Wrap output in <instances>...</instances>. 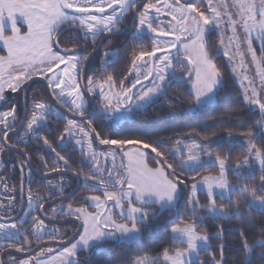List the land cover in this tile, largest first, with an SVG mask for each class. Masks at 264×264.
Segmentation results:
<instances>
[{
    "label": "snow or ice",
    "instance_id": "obj_1",
    "mask_svg": "<svg viewBox=\"0 0 264 264\" xmlns=\"http://www.w3.org/2000/svg\"><path fill=\"white\" fill-rule=\"evenodd\" d=\"M129 13L132 16L126 22ZM127 23L132 26L129 34L137 42L131 50L128 73H135V79L130 87H124L121 80L120 91H115L117 82L113 75L97 79L87 74L85 62L90 53L87 48L80 51L78 45L82 41L95 49L102 37L128 33ZM227 32L231 35L226 36ZM213 35L220 42L217 54L222 52L227 57L233 73L241 70L243 101L261 117L240 133L245 137L247 154L234 168L218 150L220 142L213 139L218 135L215 131L201 139L184 140L153 138L152 133L141 129H136L139 135H120L116 131L112 136H102L92 127L96 101L90 104L88 97H98L102 102L100 113L109 123V131L119 129L123 121L166 94L179 68L184 69L181 76H186L190 83L188 102L192 106L185 109V114H210L223 85L222 73L209 51ZM146 36L151 40L150 48L142 47ZM65 42L69 46H64ZM254 42H258L259 55ZM0 53V105L6 108L0 111V171L5 167L6 150L27 146L29 141L42 142L44 149L53 154L51 165L44 155L38 157L44 175H59L58 182L46 181L50 189L47 199L66 195L70 183L64 173L82 179L88 192L101 193L83 197L84 206L69 203L66 208L52 207L51 216L80 221L76 235L59 249L40 248L28 258L17 260L9 253L11 264H92L94 251L116 255L121 246L140 245L145 231L152 229L165 211L173 213L181 202L188 205L191 215L173 225L170 235L172 243L182 247L165 248L154 257L137 256L129 264H204L201 252L210 253L209 264H228L226 232L238 234L236 251L243 254V264H252L254 255L264 261V145L257 143L264 138V0H205L203 8L185 0H0ZM246 57L255 67L258 85L245 74L249 68ZM118 59V49L105 51L100 71L106 73ZM142 69H146L143 76ZM36 78L45 81L49 95L73 117L84 119L68 118L61 108L42 98L33 97L29 108L26 86ZM145 81L150 83L137 87ZM15 93L24 97L23 116L16 104L7 107L8 94ZM50 118L65 121L63 130L55 134V145L48 135H41L49 130ZM151 122L145 120L141 124ZM18 127L21 132L16 131ZM224 131L226 137L221 139L233 143L234 130ZM12 134L17 136L15 142L10 139ZM173 139L177 147L169 148ZM73 141L81 153V164L89 168L88 174L73 168L61 154L73 148ZM96 142L105 148L98 149ZM20 154L24 157L19 162L22 213L13 215L16 197L9 198L7 205L0 203V239L8 242L0 246V256L8 248L20 253L33 252L29 236L38 245L46 237L63 239L58 230H47L45 219L32 215L34 211L43 212L46 199L32 194L33 154ZM117 154L121 158L119 168L114 163ZM109 158L113 161L111 168L106 167ZM149 158L153 166H149ZM213 167L218 169L217 174L197 180L202 170ZM230 172L239 181H254L259 172L260 183L232 184ZM185 173L191 176V182ZM75 191L67 193L69 198ZM201 192L206 203L200 201ZM157 207L158 212L150 210ZM200 212L207 216L198 215ZM253 213H258L259 219ZM206 219L235 220L238 226L225 229L221 223L209 234L203 227ZM26 224L29 227L22 231ZM212 240L219 242L215 252L211 251ZM82 252L88 255L81 258ZM0 264H4L3 259Z\"/></svg>",
    "mask_w": 264,
    "mask_h": 264
},
{
    "label": "trees",
    "instance_id": "obj_2",
    "mask_svg": "<svg viewBox=\"0 0 264 264\" xmlns=\"http://www.w3.org/2000/svg\"><path fill=\"white\" fill-rule=\"evenodd\" d=\"M190 3H194L197 6L203 8L205 0H190ZM136 43L137 42L132 39L131 35H127L122 38L108 39L105 42L103 48L92 57L87 69V74L97 79L101 78L102 76L111 74L117 82V88H121V80L124 81V87L128 86L130 84L128 73L131 70V50ZM112 44H114V47L119 51V59L117 62L109 65V67L107 68V72L103 73L100 71L103 63V53L105 51H109ZM64 46L69 45H67V43L65 42ZM83 46L84 44L81 41V43L78 45V48H82ZM142 47H151V40L149 39V37L146 36L144 38V44ZM219 47V38L213 35L209 51L214 57L215 62L217 63V66L222 73L223 85L219 92L216 104L210 109V114H185V109L192 106L188 102L190 100V83L188 82V78L186 76L182 77L181 74H176V78L171 81L170 86L163 97L159 98L157 101L151 104L146 110L139 112V114L132 116L130 120L122 123L119 129H112L111 131H109V123L102 115L98 114L97 112L96 115L92 118V127H95L102 136H112V133L116 131H120V135H139L140 132L136 131V129H141L143 131L152 133L153 138L160 137L165 139L169 137L177 138L178 136L185 134H199V136L202 137L204 134H210L213 131L217 132V134L221 136L223 134H226L224 130L229 128L233 129L235 134H240L241 132L247 131L252 125H254L255 121L259 120L261 117L258 111H250L246 106L245 102L242 99L241 87L236 82L233 76V72L228 65L226 57L222 54H217V48ZM90 49H93L92 46L90 47ZM257 53L259 55V49L257 50ZM124 77H127V79H124ZM30 95L31 97L28 98L29 108L31 107V100L33 97L44 99L46 97L49 98L50 96L49 91L46 89L45 83L43 82L34 83L29 90V96ZM14 101L18 102V112H20L21 116H23L22 107L24 99L22 97V94H20V97H18L17 99H14ZM12 105L13 104H8L7 107H11ZM2 110H6L4 105L0 106V111ZM156 117H159L160 119L156 120ZM145 120L152 122L146 125H142L141 121ZM64 124L65 121L63 119L50 118L49 130L42 132L41 135H48L49 139H51L53 144L55 145L58 143V140L55 139V134L58 131L63 130ZM252 130L256 131L255 128H253ZM49 133H51L52 135H49ZM10 139L15 142L17 136L11 137ZM174 141L175 140L173 139L170 142ZM257 143L260 145H264V138L257 140ZM20 149L21 152H28L33 154L32 164L37 171L43 172L42 166L38 162V157L40 155H44L45 158L48 159L50 165L52 163L53 154L44 149L42 142L36 143L29 141L27 146L21 145ZM57 150L59 151L60 149L58 148ZM218 150L227 158V162L232 168L235 167V164L238 160H242L243 157L247 154L246 147L238 144L230 145L228 142H224L223 144H221ZM164 151L167 152V150ZM9 152L13 154V151ZM61 154L68 158L69 163L73 168L77 169L78 171L82 170L85 174L89 173L88 166L86 164H81L82 156L80 152L71 149L69 151L62 152ZM17 157L20 159V161L24 159L23 155H17ZM169 159H171L170 154ZM150 160L152 161L151 158ZM19 162L9 161L8 165L0 175L7 176L8 180L11 182V187L16 190V213L20 208L19 187L21 176L19 172ZM217 173L218 169L215 167L202 170L197 176V180L201 179L203 176L210 174L214 175ZM191 175L195 174L193 173ZM259 175V172H257L256 179L254 181H239L233 174L230 173L229 179L232 184L252 183L259 185ZM64 176L68 178V181L70 183L69 189L66 190L67 195L68 192H71L73 189H75L78 181L72 173L64 174ZM184 176L191 182V176L189 174L185 173ZM46 179L48 178L43 179L39 176H34V182L30 185V187L33 195H40L44 197L47 202L50 200H55L59 196H54L51 199H47L50 189L46 183ZM81 181L82 183H84L82 179ZM27 187L28 185L26 183L25 196L27 194ZM91 194L95 193L88 192L82 184L80 190L72 198L64 200L62 202L67 205L71 203L74 207L84 206L83 197L89 196ZM200 201L201 203L207 202V198L204 193L200 194ZM218 203H220L219 200ZM152 209L156 212L159 211L158 207ZM16 213H14V215H16ZM190 215L191 213L188 211V205L185 202H181L173 213L165 211L161 215L160 219L154 222V226L152 229L147 231L142 229V231H145V238L140 245H136L131 248L121 246L117 248L116 255H109L108 253L102 251H94L91 253L92 264H129V261L135 259L137 256L147 254L149 257H154L156 256V254L162 253L165 248H176L178 246L182 247V245H176L172 243L170 228L173 225H179L182 220H186ZM198 215L206 217L207 213L200 212L198 213ZM253 215L257 216V218L259 219L258 213H253ZM48 216L49 218H52L59 222L68 220V217L56 218L51 216V214H49ZM196 223L199 224L200 222L196 221ZM221 223L223 224L225 229L235 228L238 226L235 220L225 222L206 219L203 227L208 230L209 234H211L216 231L217 226ZM52 224H55L62 230L63 239L60 241L69 240L75 234V231L78 228V225L75 221H69L64 224ZM225 235L229 245V247L225 250L228 264H243V254L239 251H236V249L239 247L238 234L226 232ZM251 235L253 237L256 235L255 230H252ZM29 237L33 240L32 249H34L38 246V244L35 243L32 236ZM49 240L52 241L48 238L45 239V241ZM218 243L219 242L216 240L211 241L212 252L217 251L216 245ZM86 255L88 254L82 253L80 256L81 258H84ZM200 259L204 261V264H209L210 253L201 252ZM252 264H264V261L260 260L258 256L254 255Z\"/></svg>",
    "mask_w": 264,
    "mask_h": 264
},
{
    "label": "rangeland",
    "instance_id": "obj_3",
    "mask_svg": "<svg viewBox=\"0 0 264 264\" xmlns=\"http://www.w3.org/2000/svg\"><path fill=\"white\" fill-rule=\"evenodd\" d=\"M185 2H187V3H190V0H185ZM161 19H167V18H164V17H162ZM121 27L123 28V26L121 25ZM150 35V34H149ZM227 35H231V33L230 32H227L226 33V36ZM148 37V36H147ZM254 46L257 48V50L259 49V45H258V42H254ZM112 49H116L115 47H114V44H112L111 46H110V49L109 50H112ZM0 54H2V53H0ZM220 54H222L223 55V53L221 52ZM226 59H227V57H226ZM238 59V58H237ZM227 62H228V60H227ZM246 63H248L249 64V68H248V70H247V72L245 73V74H247V75H249L250 77H252L253 79H254V82L258 85L259 84V77L258 76H256V73H255V67L253 66V65H251V63H250V57H246ZM228 65H229V67H230V69H231V67H232V65H231V63H229L228 62ZM184 71V69H182V68H179L178 70H177V75H180L182 72ZM144 72H146V69H142L141 70V72H140V75L141 76H143V74H144ZM240 72H241V70L240 69H238L237 70V72L236 73H233V76H234V78H235V80H236V82L239 84V86L241 87V83H240ZM91 76V75H90ZM36 79H39V78H36ZM134 79H135V73H133V75H129V82H130V84L128 85V86H126V87H130L131 86V83L132 82H134ZM150 82H148V81H145L144 82V85H138L137 87L138 88H141V87H145V85H148ZM245 83H247L246 81H245ZM115 91H120V89L119 88H117L116 87V89H115ZM20 94L21 93H15V94H8L9 96H10V102H9V104H16V105H18V102L17 101H14V99H17L18 97H20ZM241 95H242V89H241ZM29 98V97H28ZM159 98H161V97H159ZM159 98H157L156 99V101L159 99ZM89 99V98H88ZM94 99H95V101H96V105H97V102H98V106H97V109H96V112L98 113V114H100V115H102L101 113H100V109H101V107H102V102L99 100V98L98 97H94ZM97 99V100H96ZM44 100L45 101H47V102H49V103H52L53 105H55V106H57V107H59V108H61L55 101H54V99L52 98V97H50L49 96V98L48 97H46V98H44ZM89 102H90V104H91V100L89 99ZM135 102V101H134ZM0 106H3V105H0ZM149 107V106H148ZM147 107V108H148ZM61 110L65 113V115L68 117V118H75V119H77V120H82V119H78V118H76V117H73V115L70 113V112H67V111H65L64 109H62L61 108ZM125 121H123L122 123H124ZM121 123V124H122ZM87 127V126H86ZM196 138V139H201L202 137L201 136H199V135H196V134H185V135H180V136H178L177 138H180V139H184V140H188V139H190V138ZM222 137H226V134H223V135H218V136H216V137H214L213 139H215V140H217V141H219L220 142V145L221 144H223L224 142H228L227 141V139H221ZM73 143V150H75V151H78V152H80L79 151V149H78V146H75V142L73 141L72 142ZM229 143V142H228ZM96 144H97V147H98V149H104L105 148V146H100V145H98V142H96ZM234 144H238V145H242V146H244V147H246V144H245V137L244 136H241L240 134H235L234 133V141H233V143H231L230 145H234ZM175 147H177V145H176V143H175V141L174 142H169V148H175ZM81 154V153H80ZM14 155L15 154H12V153H10L9 151H5V153H4V155H3V160H4V162H5V167L8 165V159H10L9 157L11 156L13 159H14ZM154 155V154H153ZM205 159H207V157H205ZM115 163V165H116V167L117 168H119L120 167V164H121V158H120V156H119V154H117V159H116V161L114 162ZM124 163H126V161H124ZM148 163H149V166H153V162L150 160V158H149V160H148ZM112 164H113V161L111 160V158H109V160H108V163H107V165H106V167H108V168H111L112 167ZM5 167H4V169H5ZM1 172H3V171H0V173ZM231 173V172H230ZM230 173H229V175H230ZM232 174V173H231ZM48 179H53L54 180V183L55 182H58L59 181V176H56V177H52V178H48ZM48 179H46V181L48 180ZM65 179L66 180H68V178L65 176ZM230 180V179H229ZM231 182V181H230ZM11 182L8 180V177L7 176H0V203H3V204H5V205H7L8 203H9V198H11V197H17V195H16V190L14 189V188H12L11 187V184H10ZM5 186H7V190L5 189ZM113 189H111V188H109V191H112ZM50 191V190H49ZM201 193H203V192H201ZM200 193V194H201ZM27 195V194H26ZM91 195H101V193L100 192H96L95 194H91ZM26 197V196H25ZM35 197V196H34ZM16 202V201H15ZM47 204H49V203H47ZM46 204V205H47ZM45 205V206H46ZM52 207H57V208H59V207H64V208H66L67 207V204H65L64 202H60V203H57L56 205H54V206H52ZM52 207H50V208H48L47 209V211H46V213H51V208ZM26 210V209H25ZM151 211H153V209H150ZM16 211H17V208H16ZM89 211H96V209H94V208H89ZM118 211V210H117ZM35 212H37V211H34L33 213H32V215H37V214H35ZM13 215H14V213H13ZM47 217H49V216H47ZM42 219H45V223L48 225V231L49 232H51L53 229H55V230H58V233L63 237V235H62V230L58 227V226H56L55 224H52V223H50L45 217H43L42 216ZM67 219H72V220H74L75 222H76V224L77 225H79L80 224V221H77V220H75L74 218H67ZM29 227V225L28 224H26L25 226H24V228L23 229H21L22 231H24L25 229H27ZM77 230H78V228H77ZM76 230V231H77ZM76 231H75V233H76ZM33 239H34V237H33ZM45 239H47V237L45 238ZM53 241V240H52ZM54 241H60V240H54ZM5 242V240H3V239H0V245H2L3 243ZM60 242H64V241H60ZM53 247V248H56V249H59L62 245H58V244H48L47 246H45V247ZM44 248V247H43ZM82 253H84V252H82ZM82 253H80V255L82 254ZM29 256H24V257H18L17 258V260L18 259H21V258H28Z\"/></svg>",
    "mask_w": 264,
    "mask_h": 264
},
{
    "label": "water",
    "instance_id": "obj_4",
    "mask_svg": "<svg viewBox=\"0 0 264 264\" xmlns=\"http://www.w3.org/2000/svg\"><path fill=\"white\" fill-rule=\"evenodd\" d=\"M134 11H135V10H134ZM131 30H132V29H131ZM131 30H130L128 33L115 34V35H111L110 37H104V38L102 39V41L100 42L99 47H98V48L96 49V51H95V52L89 57L88 61H86V63H85V65H86V66H85V71L87 72V69H88V66H89V63H90V60H91L92 56H93V55H94V54L100 49V47H101L103 41H105V40H107L108 38H111V37L130 35L129 33L131 32ZM36 82H43V83H45V81H42V80L36 79V80L30 82V86H26V87H28V88L30 89V87H31L34 83H36ZM28 92H29V90H28ZM28 92H27V97H28ZM88 98L91 100V102H92L93 100H95L94 97H88ZM54 101H55V100H54ZM55 102H56V103H57L62 109H64L65 111L68 112V110L65 109V108L63 107V105H60L57 101H55ZM96 109H97V106H96V104H95V112H96ZM90 112H91V111H90ZM71 114H72V113H71ZM76 118H78V119H84V118H80V117H76ZM16 131H17V132H21V128L18 127V128L16 129ZM13 136H16V135H15V134H12V135L10 136V138L13 137ZM32 167H33V170H34V166H33V164H32ZM35 172H36V171H35ZM1 173H2V172H1ZM1 173H0V175H1ZM36 173L39 174V175H41V176L44 177V178H51V177L57 175V174H55V173H52V174H49V175H42V174H40L39 172H36ZM64 174H71V173H64ZM74 177L77 179L78 184H77V186L75 187V189H77V191H75V193L71 196V198H72V197H73V196H74V195L80 190V188H81V186H82V181H81V179L78 178V177H76L75 175H74ZM68 199H70V198H69V195H66V196H64V197H62V198H60V199H58V200H55V201H53V202L47 204V205L45 206L43 212H41L42 216L45 217L49 222H52V223H58V224H64V223H67V222H69V221H74V220H72V219H68V220H66V221L59 222V221H56V220H54V219H50V218H48L47 216L44 215V212H45V209H46L47 206H52V205L57 204L58 202H62V201H64V200H68ZM25 204H26V203H25ZM23 210H25V208H24ZM20 213H22V209H21V207H20V210H19V212H18L17 214H20ZM17 214H16V215H17ZM76 233H77V231H76ZM76 233H75L72 237H74V236L76 235ZM72 237H71V238H72ZM71 238H70L69 240H67V242H70V241H71ZM64 242H66V241H64ZM64 242H60V241H49V242H47V243H44V244L38 246L33 252L29 253V254L26 255V256L34 255V254H35V251H38L40 248H43V247L47 246L48 244H58V245H63ZM6 254H7V253H4V255H2L1 259H3V257H4Z\"/></svg>",
    "mask_w": 264,
    "mask_h": 264
},
{
    "label": "flooded vegetation",
    "instance_id": "obj_5",
    "mask_svg": "<svg viewBox=\"0 0 264 264\" xmlns=\"http://www.w3.org/2000/svg\"><path fill=\"white\" fill-rule=\"evenodd\" d=\"M153 2H154V0H153ZM132 16V13H129V16L126 18V22L130 19V17ZM122 26L123 27H125V25L124 24H122ZM127 27H128V32L132 29V26H131V24L130 23H127ZM118 34H123V33H118ZM125 36H127V35H125ZM122 37H124V36H116V37H111V38H122ZM104 37H102L100 40H98L96 43H97V47L95 48V49H90V47H91V44L89 43V44H84V46L82 47V48H78L80 51H83L85 48H87V50H88V52L90 53V55H89V57L96 51V49L99 47V45H100V42L102 41V39H103ZM108 39H110V38H108ZM107 39V40H108ZM107 40H105V41H103V43H102V45H101V47H100V49L95 53V54H97L102 48H103V46L105 45V42L107 41ZM94 54V55H95ZM93 55V56H94ZM92 56V57H93ZM92 59V58H91ZM91 61V60H90ZM86 63V62H85ZM31 88V87H30ZM30 90V89H29ZM22 97H23V95H22ZM28 97H31V95L29 96V92H28ZM23 99H24V97H23ZM13 137H16V136H13ZM13 151V154H15L14 155V159L10 156L9 158L10 159H8V163H9V161H14V162H19L20 161V159L17 157V155H21L20 154V152H21V149L19 148V149H16V150H12ZM39 172L40 174H42V175H44V173L43 172H40V171H37L35 168H34V170H33V172H32V177H34V176H39V177H41V178H43L44 179V177H42L41 175H39V174H37L36 172ZM50 174H52V173H50ZM49 175V174H48ZM83 184V183H82ZM33 196H36V195H33ZM40 196V195H39ZM66 196V195H65ZM60 198H62V197H58L57 199H55V200H58V199H60ZM55 200H50V201H47L46 203H45V205L47 204V203H51V202H53V201H55ZM58 203H60V202H58ZM56 205V204H55ZM52 206H54V205H52ZM52 206H47L46 207V209H45V212L47 211V209L49 208V207H52ZM25 209H26V206H25ZM19 210H20V208H19ZM19 210H18V212H19ZM17 212V213H18ZM44 212V213H45ZM16 213V214H17ZM35 214H37V215H39L41 218H42V214H41V212H35ZM49 218V217H48ZM50 219H52V218H50ZM29 239H30V237H29ZM50 241V240H49ZM49 241H44L43 243H41V244H39L38 246H40V245H42V244H44V243H47V242H49ZM6 243H8L7 241H5L2 245H0V246H3V245H5ZM37 246V247H38ZM37 247H35L33 250H35ZM4 253H7L4 257H3V261H4V264H11V257H15V258H18V257H24V256H26V255H28L29 253H31V252H27V253H20V252H16L15 251V249L14 248H8V249H4L3 250V255H4ZM9 253H11V257L9 256ZM1 257L2 256H0V259H1Z\"/></svg>",
    "mask_w": 264,
    "mask_h": 264
}]
</instances>
